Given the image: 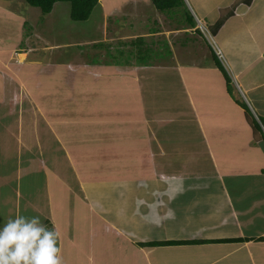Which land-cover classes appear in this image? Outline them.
Masks as SVG:
<instances>
[{
	"label": "crops",
	"instance_id": "obj_1",
	"mask_svg": "<svg viewBox=\"0 0 264 264\" xmlns=\"http://www.w3.org/2000/svg\"><path fill=\"white\" fill-rule=\"evenodd\" d=\"M182 3L180 16L178 9L172 13L157 10L151 0H99L96 7L100 8L103 26L108 18L125 20V24H118L119 36L111 39L119 41L120 46L127 39L125 44L132 48L138 41L151 38L153 52L154 48L166 47L168 54L158 63L144 65L132 60L113 67L101 66L100 61L97 65L66 63L69 74L83 68L85 75L94 79L116 76L125 85L134 83L138 91L137 99H132L140 110L137 120H130L133 122L123 125L114 120L109 144L86 138V152L73 153L79 145L69 149L62 141L74 137L73 131L59 128L71 121H57V107L43 106L36 95L41 84L33 87L35 75L25 71L26 67L45 63L26 62L33 47L20 48L26 14L0 0V33L6 41L11 29L15 33L13 44L4 46L3 38L0 41V119L14 118L3 128L7 133L9 128L16 131L18 146L17 157L11 160L16 166V180L0 175V187L20 197L23 188L30 190L22 196L27 192L39 194L42 205L25 200L24 216H39L47 227L55 228L60 233V244L67 239L70 249L64 258L66 264H77L82 257L91 260L90 264H108L104 256L111 237L121 261L114 264H127L131 259V264H264V128L254 129L251 117L236 102L244 103L255 120L264 119V0ZM184 10L193 18V26L186 21ZM196 19L206 27V36ZM141 24L147 27L136 28ZM126 25L130 29L123 35L122 27ZM215 49L220 51L221 59ZM22 54L25 58L20 60ZM216 63L223 66L230 79V93ZM143 82H151L152 90L167 84L163 91H170V98L164 106L158 103L155 93L145 96ZM144 101L147 105L142 104V110ZM123 103L120 105L127 104ZM100 108L95 111L104 114V105ZM91 111L83 115L88 124L95 123L87 117ZM96 123V131L105 130V118L102 124ZM173 124L178 126L177 131L170 129ZM185 125L190 129L189 146L180 135H174L180 134V126ZM126 130L131 133L125 134ZM53 136L55 152H59L60 145L65 155H51L48 166L42 159V143ZM104 147L109 149H101ZM80 165H84V173ZM39 173L41 182L35 177ZM115 188H119L120 199L121 194L130 193L133 200L122 204L121 220H107L102 217L105 210L99 195ZM188 195L197 201L193 206L184 204L191 200ZM1 208L9 212L11 219L19 213L10 206ZM81 210L87 212L86 226L81 231L78 227L71 230L69 225L76 223V214ZM181 216L185 220L176 235L153 240L142 232L145 226H178ZM138 220L143 224H137ZM95 238L102 239L97 252L93 249ZM169 241L194 244L144 245Z\"/></svg>",
	"mask_w": 264,
	"mask_h": 264
},
{
	"label": "rangeland",
	"instance_id": "obj_2",
	"mask_svg": "<svg viewBox=\"0 0 264 264\" xmlns=\"http://www.w3.org/2000/svg\"><path fill=\"white\" fill-rule=\"evenodd\" d=\"M114 1L115 0H107V2ZM7 2L13 9L26 14L24 16L26 22L24 23L23 27V37L21 36V42H19V44L21 45V50L23 49V47L24 49H27V47H29L28 45H31L33 47V51L27 53L29 54L30 58H28L26 62H45L44 64L37 67L25 68L27 74H29L30 76L35 75V80L31 85L33 87L37 85L36 87L39 88L40 86H38V84H41V88L36 92V95H38V97L41 99L40 101L43 102V106L45 108L46 106H48V109L51 107H57V121H71L69 124L63 125V127H59L68 131H73L74 137L69 136L68 139L62 140L64 141L63 143H65L64 145H66L67 148H76V145H79L77 146V149H72L73 153L76 152V150L85 153V148L89 145L88 143L84 142L86 138L97 139L100 142L104 141V144L107 145L109 144L111 138L113 140L114 120H120L119 122L123 125L127 122H133L130 121L132 119L137 120L136 113H138L139 107L137 105L135 106L132 97H134L135 100L137 99L136 92L138 91V89L136 88V85L134 83H127V85H125L123 84L124 82L120 81L116 76L110 77L108 79H94L92 77L86 76L84 73L85 69L83 68L78 72L69 74L66 69V63H72V65H97V63L100 61L99 65L106 67H113L119 63L129 62L131 60L138 63L139 65L153 62L158 63V59H161L162 56L168 54L166 47H164L163 49L154 48L153 52L151 38H149L148 41H138V44L132 48H129L128 43L125 44L126 42H128L127 39H125L123 46H120L119 41L117 43V41H114L111 38H116L119 36V33L117 32L119 30L118 24H125V20L120 21L117 18H108L104 20L105 24L103 26L99 7L93 9L92 14L87 21L75 22L70 19L69 3L66 2H58L56 9L48 15H43L40 12L39 8L31 7L27 5L23 0H11ZM184 11L189 15L186 10ZM182 12L183 10H180L179 7L177 14L182 16ZM170 19L174 21L173 15L170 16ZM173 21L171 22L173 23ZM115 23L116 28L113 27ZM168 25L170 26V22ZM127 27L129 26L126 25L122 27L123 35H126L125 33H128L130 28ZM142 27H147V25L141 24V26H138L136 28L141 29ZM36 31L38 32V34H35ZM9 33V41H6L4 35L0 33V41L3 38L2 43L4 46H8V44L11 45L14 43L13 37L15 33L12 29ZM103 38L106 39L104 42L98 41ZM96 40L97 42H93ZM211 40L212 39L209 38V42H211ZM81 43L83 44L81 45ZM162 43L165 44V41L161 40V44ZM118 47L120 50L124 51L120 52L116 49ZM24 52L26 51L24 50ZM21 57L23 58L20 60H23L25 58V55L22 54ZM73 68L76 69L77 67L74 66ZM110 70H113V68H111ZM25 71L23 72L22 76L25 75ZM141 74L143 76L144 73ZM144 84L146 86V88L143 90L145 96L150 97L152 93H155L154 97L156 98L158 103L164 106V103L170 98V91H163L167 84L164 83L163 88L159 90L150 89L151 82ZM120 103L127 104L120 105ZM142 104L143 106L147 105L146 102L141 103V106ZM102 105H104L105 113H97L96 111L98 110V108L102 107ZM115 108H118V118L117 116H113ZM100 109L104 110L103 108ZM130 109H133L132 113L130 112ZM88 111L92 112L88 114L87 117H90L92 121H95V123L93 124H88L87 122L89 121L85 122L84 120L85 118L83 117V115H85ZM105 115L107 117H105ZM104 118L106 119L105 130L102 129L100 132L96 131L98 130V123L96 122L99 121L102 124ZM80 121H84L85 124L80 123ZM13 122L14 118L0 119V175H4V178H13L15 181L17 177L15 171L16 166L15 163L11 160L17 157L16 154L18 152V146L16 144L17 142L15 137L16 131L13 128H9L10 130L7 133L3 128V124H10ZM129 124L130 123H128L127 125ZM170 129L177 131L178 126L173 124L171 125ZM189 130L190 129L188 125H185L184 127L180 126V134H178L179 132L177 134H174L177 137L180 135L181 139H185V143L188 146L191 145L187 142V132ZM130 133L131 132L129 130H126L125 132V134L127 135H129ZM188 141L191 142L192 140ZM55 142L56 139L53 136L50 138V141L48 138V140H43L42 143V148L44 149V155L42 156V159L46 161V164L48 166H51V155L56 154L58 157H62L63 155H65L60 145L59 152H55ZM181 144H183V142H181ZM101 149L104 150L109 148L104 147ZM80 156L84 160L88 159V157H83L81 154ZM19 158H22L20 154ZM83 166L80 165L79 168L81 172L84 173L85 167ZM3 169L5 171L2 173ZM29 176L23 177V179L27 180ZM35 177H37L38 180L40 179L39 182L43 180V177L40 173L36 174ZM28 190L30 189L23 188L20 197V195H16L15 191L9 192L7 189L5 190L0 187V226L2 228L4 224L9 219H11V217L7 210L5 211L4 209V211H2L3 209L1 208V206H10L14 212L16 210L17 212H19L17 213L18 215L24 216L26 211L25 200H35L38 205H42V202H40V200L38 199V197H40L39 194L37 195L35 193L27 192L22 196V193ZM8 195H10L9 199L6 198V196ZM121 195L123 198L121 197L120 199L119 188H115L110 193H108L107 191H103V193L99 195L101 197L100 206H104L105 210V212L102 213L103 218L107 220H121L122 214L124 213H120L121 210H124V205L122 204L129 203L133 200L130 193ZM125 197L126 201H124ZM187 197L191 199L190 201L188 200L184 203L187 206H193V204L197 202L193 200L192 195H188ZM69 201H72V199H70ZM86 214L87 212L83 210L78 212L76 214L78 215L76 223H74L75 221H71L72 227L69 225V228L71 230H74L76 227H78L77 229L81 231V228H84L86 226V223L84 222V217ZM184 220L185 218L183 219L181 216L178 222V226H170V224H168L167 226L160 227L158 229L151 226H145V228L142 229V232L145 235L147 234L148 237H151L153 240L161 239L166 235H176V233H178V231L180 230V225ZM137 224H143V221L138 220ZM67 238H69V236H67ZM74 240L78 241L77 239ZM107 241L110 244L107 245L108 247L104 256L105 262H108V264H114L115 261L121 262L119 261V252L116 251V247L114 244L115 241L113 240V237L108 238ZM101 242V238H95L93 245V249L95 252H97L96 247L100 246ZM58 244L61 247V255L63 257L64 264H66L64 258L66 256V252L70 249V245L67 244V239H64L61 244L58 241ZM81 245L82 248L85 247L84 241ZM82 258L78 259L77 264H83V262L84 264H90L91 260L86 261ZM132 261V259L130 261L128 260L127 264H131ZM139 262L143 263V258H141V256H139ZM157 264H160V262H157Z\"/></svg>",
	"mask_w": 264,
	"mask_h": 264
},
{
	"label": "clouds",
	"instance_id": "obj_3",
	"mask_svg": "<svg viewBox=\"0 0 264 264\" xmlns=\"http://www.w3.org/2000/svg\"><path fill=\"white\" fill-rule=\"evenodd\" d=\"M59 237L39 216L17 215L0 229V264H64Z\"/></svg>",
	"mask_w": 264,
	"mask_h": 264
},
{
	"label": "trees",
	"instance_id": "obj_4",
	"mask_svg": "<svg viewBox=\"0 0 264 264\" xmlns=\"http://www.w3.org/2000/svg\"><path fill=\"white\" fill-rule=\"evenodd\" d=\"M1 1H11V0H1ZM27 5L31 7L39 8L40 12L43 15L49 14L55 3L58 2H66L69 3V16L72 21L75 22H84L89 19L92 14L93 9L98 5L99 0H23ZM153 5L156 7L157 10L161 12H171L173 9H178L183 5L182 0H151ZM186 21L190 25H194V20L191 16L186 14ZM219 70L222 72L226 85L227 91L230 93L231 86H230V79L223 69V66L220 63H216ZM247 113L249 117H251V123L254 129L261 131V126L264 128V119L260 118L259 122H257L247 106L239 101H236ZM261 125V126H260ZM181 244H194L193 242H177V241H169V242H149L144 244L146 246L154 247L160 245H181Z\"/></svg>",
	"mask_w": 264,
	"mask_h": 264
},
{
	"label": "built area",
	"instance_id": "obj_5",
	"mask_svg": "<svg viewBox=\"0 0 264 264\" xmlns=\"http://www.w3.org/2000/svg\"><path fill=\"white\" fill-rule=\"evenodd\" d=\"M198 25H199V27H200V29H201V31H202V33H203V35H205L206 34V29H205V27L203 26V25H201V22L198 20ZM206 36V35H205ZM215 53H216V55L221 59L222 58V55H221V53H220V51L219 50H217V49H215Z\"/></svg>",
	"mask_w": 264,
	"mask_h": 264
},
{
	"label": "bare ground",
	"instance_id": "obj_6",
	"mask_svg": "<svg viewBox=\"0 0 264 264\" xmlns=\"http://www.w3.org/2000/svg\"><path fill=\"white\" fill-rule=\"evenodd\" d=\"M21 57V55L19 56V58ZM23 57H21L20 59H22Z\"/></svg>",
	"mask_w": 264,
	"mask_h": 264
}]
</instances>
